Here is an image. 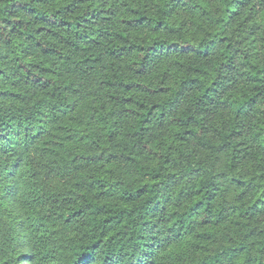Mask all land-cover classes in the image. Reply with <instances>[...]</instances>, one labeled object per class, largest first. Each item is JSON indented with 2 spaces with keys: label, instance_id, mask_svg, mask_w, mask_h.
<instances>
[{
  "label": "trees",
  "instance_id": "16d2710c",
  "mask_svg": "<svg viewBox=\"0 0 264 264\" xmlns=\"http://www.w3.org/2000/svg\"><path fill=\"white\" fill-rule=\"evenodd\" d=\"M0 264H264V0H0Z\"/></svg>",
  "mask_w": 264,
  "mask_h": 264
}]
</instances>
